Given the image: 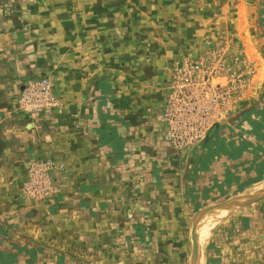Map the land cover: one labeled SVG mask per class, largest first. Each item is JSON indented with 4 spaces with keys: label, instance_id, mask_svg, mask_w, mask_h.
Listing matches in <instances>:
<instances>
[{
    "label": "crops",
    "instance_id": "obj_1",
    "mask_svg": "<svg viewBox=\"0 0 264 264\" xmlns=\"http://www.w3.org/2000/svg\"><path fill=\"white\" fill-rule=\"evenodd\" d=\"M41 9L60 13L59 20L46 21V26L58 30L57 39L64 50L61 48L56 57L46 54L34 59L40 58L49 70L60 69L65 92L76 93L75 98L64 95L61 108L51 119L0 116V264H78L77 261L94 264L99 235L113 236L117 228L102 223L114 219L115 206L143 208L142 217L127 214V221L137 222L147 220V206L152 202L185 206L184 216L178 219L187 220L190 206L193 210L215 204L233 195L231 189H251L264 182V11L259 16L258 37L242 40L239 47L242 54L236 53L250 61L252 90L250 86L241 94L236 93L237 99L227 117L184 161L175 150L163 148L164 143L154 131L144 132L151 118L145 109H149V102L143 104L140 99L139 113L134 114L126 97L120 115L109 116L111 112L103 122L100 105L114 107L120 103L113 94L114 85L104 87L97 83L103 77L98 67L97 43L85 54L66 48L70 41L81 44L83 40L79 33L75 36L64 32L68 29L65 26L68 5ZM98 21L96 17L90 21L76 19L73 28L82 32L94 29ZM32 27L40 25L32 23ZM52 39L55 37L49 35L48 43ZM55 60L58 65H54ZM228 74L221 75V84H227ZM70 77L74 81L68 80ZM102 94H107V98ZM249 94L252 100L246 104ZM38 158L64 162L69 176L68 187L52 206L33 204L20 196L28 164ZM148 193L154 196L153 201H147ZM157 213L160 216L155 220L168 219ZM254 219L255 222L249 221L242 227L250 240L255 239L261 245L264 218L261 221L257 214ZM131 226H118L124 243V237L134 235ZM90 253L91 258L83 261Z\"/></svg>",
    "mask_w": 264,
    "mask_h": 264
},
{
    "label": "rangeland",
    "instance_id": "obj_2",
    "mask_svg": "<svg viewBox=\"0 0 264 264\" xmlns=\"http://www.w3.org/2000/svg\"><path fill=\"white\" fill-rule=\"evenodd\" d=\"M66 5L70 11L66 14L65 26L68 29L64 32L75 36L79 33L77 35L83 39L81 44H76V40L70 41L66 48L85 54L90 46L94 48V43H97L98 67L103 74L97 83L104 87L105 84L115 87L113 94L120 104L114 107L100 105V118L103 122L111 112L113 113L109 116L120 115L126 97L131 102L130 108L134 114L139 113L138 106L141 102H149V109H145L151 118L144 132L154 131L164 143L163 148L175 150L178 155L183 156L184 161L192 150L200 148L207 141L217 123L227 117L237 99L236 93L241 94L242 90L250 86L252 90L254 86L250 61L239 57L242 54L239 47L250 36L254 39L258 37V29L261 28L259 16L264 11V0H0V116L17 115L26 120L51 119L56 110L61 108L64 95L75 98L76 92H65L60 82V69L49 70L40 58L34 59L46 54L56 57L61 48L64 50L57 39L58 30L46 26V21L59 20L60 13L57 10L47 13L45 10L41 11V8H61ZM92 17L99 20L96 28L83 32L73 28L78 21H90ZM32 23H37L42 28L32 27ZM49 35L55 37L52 39L54 44L48 43ZM52 47L55 49L51 53L49 51ZM219 56L229 73L225 76L228 77L227 84L222 85L229 86L236 80L237 74L241 80L238 82L239 87L231 93L228 111L223 119L213 121L198 144L180 150L167 140L170 130H181L186 119V111L180 110L174 103L173 98H177L178 93L171 89V85L181 68L188 67L190 73L192 64L206 66ZM58 63L55 60L54 65ZM74 63L75 61L70 65ZM107 72L110 74L107 75ZM220 77L221 75L215 78V81H220ZM42 78H47L51 84L54 105L34 113L21 111L19 100L23 87ZM68 80L74 81V78L70 77ZM181 94L182 98L186 95ZM101 96L107 98V94ZM140 99L141 102H138ZM246 100V104L251 102V94ZM154 103L158 109L154 107ZM172 107L170 112L174 113L177 108L179 111L176 119L170 123L164 114ZM212 127L214 129L211 131ZM137 134L138 132L135 133L136 136ZM147 171L149 172L148 168ZM68 181L64 162H56L51 158L33 159L28 164L20 196L33 204L52 206L68 187ZM27 184H31L32 196L25 188ZM257 185L259 186L253 189L263 188L264 182ZM246 189L249 190L231 189L229 192L233 195L221 198L215 204L194 207L193 210L190 206V217L187 220L178 219L184 216L182 213L186 210L185 206L154 205L152 202L147 206V220L140 222L127 221V214L135 218L137 215L142 217V206L141 210L138 205L115 206L114 219L102 223H109V226L115 228L123 224L128 228L132 225L134 235L124 237L125 243L120 227L115 229L113 236L112 233L107 238L99 235L100 246L99 251L94 253V264H191L192 233L199 214L207 207L246 192ZM153 197L148 193L147 201H153ZM157 212L171 220H155L160 216ZM257 214L260 220L264 218V198L234 209L216 224L208 239L200 246L197 244L200 264H264V244L261 242L260 245L255 239L250 240L251 237H248L246 229L242 227L249 221L255 222ZM107 250H110L109 256ZM87 255L89 256L82 258L83 261L91 258V253Z\"/></svg>",
    "mask_w": 264,
    "mask_h": 264
},
{
    "label": "built area",
    "instance_id": "obj_3",
    "mask_svg": "<svg viewBox=\"0 0 264 264\" xmlns=\"http://www.w3.org/2000/svg\"><path fill=\"white\" fill-rule=\"evenodd\" d=\"M225 73H227L225 63L222 62L220 56L206 66L192 64L190 73L188 67L181 68L177 72L171 89L177 92L178 96L173 100L180 110L186 111L184 115L186 119L181 130L171 129L168 133L167 140H170L173 146L181 150L184 147L198 144L211 128L212 122L223 119L228 111L231 93L239 87L238 82H241L238 79L240 75L237 74H235L236 80L232 81L229 86L215 81V78ZM181 93L186 94L184 98ZM53 105L52 88L47 78L23 87L19 100L21 111L34 113ZM173 107L167 109L164 114L170 123H173L179 111L177 108L174 113L170 112ZM25 188L31 195V184H27Z\"/></svg>",
    "mask_w": 264,
    "mask_h": 264
},
{
    "label": "bare ground",
    "instance_id": "obj_4",
    "mask_svg": "<svg viewBox=\"0 0 264 264\" xmlns=\"http://www.w3.org/2000/svg\"><path fill=\"white\" fill-rule=\"evenodd\" d=\"M263 190H264V187L260 189L251 188L247 190L246 192L240 193L232 198L230 197L231 199L227 203L213 205L210 208H208L199 217L197 221V225L195 228L196 244H198V246L202 245L208 239L214 226H216V224H218L221 220H223L225 217L231 214L234 211V209H236V207L233 205L234 203L248 200L254 197L256 194H259ZM197 264H200L199 257L197 259Z\"/></svg>",
    "mask_w": 264,
    "mask_h": 264
},
{
    "label": "water",
    "instance_id": "obj_5",
    "mask_svg": "<svg viewBox=\"0 0 264 264\" xmlns=\"http://www.w3.org/2000/svg\"><path fill=\"white\" fill-rule=\"evenodd\" d=\"M215 127V126H214ZM214 127H212L211 131L214 129ZM210 131V132H211ZM261 198H264V190L262 192H260L259 194H256L254 197L248 199V200H244L242 202H238V203H234L233 205L236 207V208H240V207H244L246 206L247 204H249L250 202H253L255 200H258V199H261ZM229 201V200H228ZM228 201L226 202H222V203H227ZM222 203H219V204H222ZM218 205V204H216ZM213 206V205H212ZM211 207V206H210ZM210 207H207L203 210L202 213L199 214L197 220L195 221V224H194V228H193V233H192V239H193V246H192V258H191V264H195V262L197 261L198 259V255H197V244H196V234H195V228H196V225H197V221L199 219V217Z\"/></svg>",
    "mask_w": 264,
    "mask_h": 264
}]
</instances>
